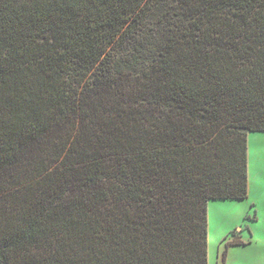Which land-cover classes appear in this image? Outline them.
<instances>
[{"label": "trees", "instance_id": "1", "mask_svg": "<svg viewBox=\"0 0 264 264\" xmlns=\"http://www.w3.org/2000/svg\"><path fill=\"white\" fill-rule=\"evenodd\" d=\"M255 133L264 0H0V264H208Z\"/></svg>", "mask_w": 264, "mask_h": 264}, {"label": "rangeland", "instance_id": "2", "mask_svg": "<svg viewBox=\"0 0 264 264\" xmlns=\"http://www.w3.org/2000/svg\"><path fill=\"white\" fill-rule=\"evenodd\" d=\"M248 148V199L208 204V264H264V133Z\"/></svg>", "mask_w": 264, "mask_h": 264}]
</instances>
